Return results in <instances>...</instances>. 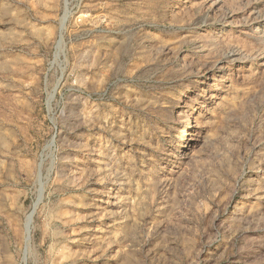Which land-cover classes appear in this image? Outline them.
Here are the masks:
<instances>
[{
    "label": "rangeland",
    "instance_id": "374dc122",
    "mask_svg": "<svg viewBox=\"0 0 264 264\" xmlns=\"http://www.w3.org/2000/svg\"><path fill=\"white\" fill-rule=\"evenodd\" d=\"M0 264H264V0H0Z\"/></svg>",
    "mask_w": 264,
    "mask_h": 264
},
{
    "label": "bare ground",
    "instance_id": "6f19581e",
    "mask_svg": "<svg viewBox=\"0 0 264 264\" xmlns=\"http://www.w3.org/2000/svg\"><path fill=\"white\" fill-rule=\"evenodd\" d=\"M200 107H203L202 105Z\"/></svg>",
    "mask_w": 264,
    "mask_h": 264
}]
</instances>
